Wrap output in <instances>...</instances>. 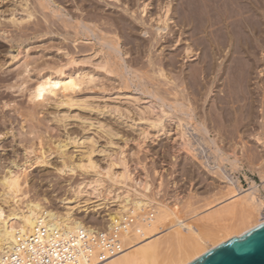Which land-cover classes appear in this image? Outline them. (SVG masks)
<instances>
[{"label": "bare ground", "instance_id": "obj_1", "mask_svg": "<svg viewBox=\"0 0 264 264\" xmlns=\"http://www.w3.org/2000/svg\"><path fill=\"white\" fill-rule=\"evenodd\" d=\"M32 2L29 3V0L12 1L6 9L10 13L9 21L11 20L20 28V31L12 35L16 39H14L15 41L20 42L17 45L19 52L15 58L19 59L20 55L24 54L22 61L19 60L24 70L19 69L18 72L21 74L31 71L34 69L33 66L38 68V71L36 82L29 95L30 101L35 102L33 108L31 107L32 112L27 110L28 113L22 111L23 113L19 112L17 115H8L7 111H4L2 115L11 125L20 120V134L18 135L12 126L10 134L15 137L14 141L17 145L24 150L19 153V151L16 152V149L15 154L13 153V156L6 161L0 157L2 158L0 159V263L8 260L10 255L15 252L25 251L29 238L42 228L45 229L44 234L47 239L56 234L70 237L81 230L85 232L110 231L113 229L115 221H124L133 217V222L121 235L123 251L107 259L99 258L96 252L92 260H88L89 264H187L219 244L234 236H240L264 222V191H261L257 184L249 186V189H243L240 182L233 181L230 171L225 169L227 162L232 170L235 169V162L239 160L238 153L233 150L228 151L221 146L220 142L227 139V134H220V129H217L218 134L213 133V129L208 123L212 119L210 113L205 115L203 110L198 111L197 109L204 108H202V104L199 107L192 96L195 104L189 97H186L187 99L184 101L181 98L174 99L165 94L162 95V93L160 94L162 91L158 93V88L153 91L155 88H150L151 84L149 86L145 79H141L144 77L142 76L144 72L141 73L140 70L142 75L139 74L137 70L133 69L134 67L127 63L124 55L128 52H124L125 47L122 48L121 43L123 34L126 39V41L124 39V44H131L134 39L131 38L135 37L136 28L140 27H137L138 22L136 23L133 19L136 21L140 19L142 27L149 25V27L145 26L143 30L144 34H150L151 38L145 39L148 41L144 40V42L138 41L139 47L146 46V50L149 44L148 46L152 49V46L164 39L165 42H172L169 45H175L177 49L183 46L182 53L186 55V58L196 55L198 66L196 65L195 78L194 75L191 76L192 73L188 77L187 73L189 72L186 73L184 69L183 78H179L182 80L181 85L187 83L186 89L183 90L190 91L189 86L192 87L190 76L193 81L196 79L195 86L186 95H191L194 90L197 96L201 95V99H203V96L206 95L210 97L219 87L223 93L217 94L219 89L213 99L216 100V105L220 109L218 111L222 115L221 120L223 119L222 121L225 122V124L222 123L223 126L226 125L225 128L229 129L233 120L237 121L242 116L243 119H248V121L250 119L249 122H251L256 114H254L256 102L260 101V98L257 101L256 88H252L256 82L252 81L257 77L255 72L259 70H256L258 64L262 63L260 60L264 59V57L263 59L259 57L261 56L259 53H264V0H110L107 5L111 4L113 10L121 6L120 9L117 8V12L111 11L112 8L109 9L110 19L113 20H110L112 28L111 25L104 28L102 22L105 20L101 22L102 24L99 23L102 19L94 14L95 10L97 11L99 8L97 7L99 3L95 0L72 1L76 5L75 7L80 10L75 9L81 13L73 11L71 8L74 4L70 5L72 6L70 8L66 3L67 0H36V4L34 1L35 7L30 6ZM99 2L101 3V1ZM118 2L121 3L116 5ZM103 4L105 5V3ZM153 4H156V9L152 8ZM137 6L140 8V12H138ZM36 8L50 11L45 13L47 17L50 16L51 22H54V31L52 30L54 26L52 27L50 23L47 27L43 25V28L36 27L31 31L29 28L25 30L21 28L23 23H27L35 16ZM40 9L39 11L42 12ZM101 10H103L102 7ZM72 11V16H70L71 14L68 16ZM129 16L131 17L129 18ZM128 19L130 22L127 21ZM2 27L1 31L4 33L10 32L7 27L5 29ZM48 27H52V31H47L49 34L57 33L55 35H58L63 34L64 31L67 36L73 34L72 42L69 40L71 38L67 36H64V41H60V43H64V46H59V50L61 48L68 49L62 53L61 57H57V53L55 55L53 53L52 58H49V55L48 58H45L52 52H43L40 57H35L32 56L33 53L29 46L22 48L25 40L33 35L43 34ZM114 27L119 31L114 30ZM122 31L123 33H121ZM171 32L173 33L172 37H168L171 36ZM190 38L192 41H189ZM67 39L68 41L65 42ZM80 39L82 42L85 40L86 44L79 45L82 43L78 42ZM69 41L73 44L71 45ZM11 47L13 46L11 45ZM4 50L7 49L1 46L0 51ZM141 50L143 49L141 48ZM40 58H44V60L40 61ZM156 62L157 59L150 57L147 67L154 68L158 65ZM164 62L166 63L162 64L166 66L175 65L172 58ZM84 64H91L98 71H88L83 67ZM164 65L161 66L160 63L159 68L155 71L154 69L157 68L155 67L153 70L168 86L169 90L165 91L175 90L174 93L177 95L182 91L177 82L178 79L175 77L173 79L174 75H171L170 69L168 71V67L165 68ZM46 69L49 71L45 72ZM101 73L120 78L121 84L112 89L115 91L110 95L113 99L125 96L127 101L133 102L136 117L130 115V109L124 111L115 103L102 107L89 101L86 97L87 91L94 90V86L86 89H83L82 86L94 84ZM262 77L264 80V74ZM134 78L140 80V89L137 90L139 95L131 89ZM51 101L58 106H77L103 115L109 114L118 124L134 130L135 134L130 138L102 120L98 119L95 122L92 117H81L79 114H75L72 116L81 120V134L72 135L68 132L67 126H64V137L58 138L57 142L49 133V138L56 141L58 146L57 156L54 155V151H46L41 148L40 154H36L35 158H32V153L38 150L34 143V135L42 131L39 128V123L35 122L40 121L39 117L34 120L32 116L35 117L41 111L37 108L38 105L41 106L43 103ZM239 102L241 104H238ZM230 103L235 105L231 106ZM196 104L197 106H195ZM214 105L215 103L212 107ZM33 109L37 110V114ZM215 109L213 110L215 111ZM69 114L71 113H66L57 120L64 124V121L70 117ZM212 114L214 116L213 112ZM218 115L221 116L219 113ZM57 117L58 115L55 116V118ZM25 122L29 123L26 129ZM262 122L264 121L262 120ZM263 125L262 123L260 126L263 127ZM7 128L5 123H0V145H4L3 143L8 138ZM90 130H101L103 133L101 135L90 134ZM217 135H220V138ZM239 137H241V141L244 138L241 135ZM164 138L175 142L179 140V145L190 147L188 156L196 150L193 154L197 153L202 164L207 166L206 168L209 167V170L222 169L223 179L221 181L224 182L225 187L231 189L225 198L219 199L203 209L202 212L208 214L211 212L210 210L223 206L220 211L212 215L206 217L203 215L204 218L199 220H202V225L192 224L189 218L187 221L186 217H182L177 210L171 207V201L161 200L158 197L160 193L158 195L155 193V189H151L149 171L140 158L137 159L135 165L140 166L143 172L139 168L136 169V166L132 168L129 158L136 152V149L133 150V153L129 151L128 143L131 140L139 148L138 152L134 153L137 158V154L139 155L142 150H144L143 153L147 152L145 150L147 149L146 143L148 146L150 142L158 144L157 141L164 140ZM192 138H196L203 145L207 144L208 149L206 146L200 150L195 148L191 142ZM254 138L257 142L264 141V131L255 132ZM100 140L105 141V144H101ZM151 143L150 145H155V143ZM54 156L58 157V164H56L57 162L54 164ZM98 157H102L104 162L101 163L102 160ZM38 167L51 168L62 175L80 176L81 174L82 176L77 182L67 183V193L58 198L56 202H52L53 199L49 197L50 200L45 195L29 196L26 194L20 196L19 191L23 188L28 187L30 190L33 187L28 177L30 172ZM133 169L138 173L132 172ZM215 170L212 172L217 171ZM233 185L234 187H232ZM156 191L158 192V190ZM171 192L173 191L171 190ZM226 202H228L227 205ZM191 206L188 205V207ZM202 212L192 210L191 217H189L193 219V217L201 215Z\"/></svg>", "mask_w": 264, "mask_h": 264}, {"label": "rangeland", "instance_id": "obj_2", "mask_svg": "<svg viewBox=\"0 0 264 264\" xmlns=\"http://www.w3.org/2000/svg\"><path fill=\"white\" fill-rule=\"evenodd\" d=\"M12 1L16 2V0H0V44H1L0 50H1V46L8 50V51L7 50L0 51L1 52V54H0V123L1 124L5 123V125L8 127L6 130L9 131L8 138L3 143L4 145H0V157H3V159H4L3 161L9 160L13 156V153L15 154L14 151H16V149H17L16 152L19 151V153L23 152V150H24V149H22V147H19L17 145L16 141H14L15 137L12 136V134H10L12 131L11 126L14 127V131L18 135L20 134L19 133L20 127H21V124L19 122L20 120L16 121L13 125H11L10 122H7L6 118L4 116H2L3 112L7 111L8 115L9 114L17 115V114H19V112H21V113H23V112L28 113L29 111L32 112L31 107L33 108V105H35V102L30 101L29 95H30V91L34 87L33 84L36 82V79H37L36 74L38 71L37 70L38 68L33 66L34 69H31V71H27V72L24 71L25 73H21V74L18 72L19 69L22 71L24 70L23 65L20 64V62L22 61L21 59L23 58L24 54L20 55L19 59L17 57L15 58V56H17L18 55L17 53L19 52L17 45H19L20 42L15 41L16 39L13 38L12 35L13 34L15 35V33L20 31V28H18V26L16 24H13L11 22V20L9 21L10 13L6 9L12 3ZM34 1L36 4V0H33V2H32V0L31 1L29 0V3L32 2V4H30V6L33 7L35 5ZM72 1L74 2V0H72ZM72 1L67 0V2H66L70 8L72 7L70 5L74 4ZM95 1L96 2L98 1L97 3H99V4H97V5H99V6H97V7L100 8V10H98L99 9L98 8L97 11L95 10V12H94V14H96V16L98 18L102 19L101 21H99V23L100 24L103 23L104 28L110 27L109 25H111V22L113 21L112 19H110L111 16L108 13L111 10L110 8H112L111 11H114V10L116 11L117 8L120 9L121 6L116 7L113 10V6L111 4L107 5L110 0L108 2L106 0H105V2H103L104 0H95ZM99 1H101V3ZM152 1H155V0H152ZM102 2L105 3V5ZM70 3H72V4H70ZM120 3L121 2H118L116 5H118ZM174 3H176V2L174 1ZM52 4H54V3L52 2ZM102 4L104 5V7ZM113 5H115V4H113ZM155 5L153 4L152 8H155L156 7ZM75 6L76 5L74 4L71 9L73 11L81 13V11H77L80 9H77ZM108 6H109V8L107 9ZM101 7L103 8V10H101ZM136 8H137L138 12H140V10H139L140 8L138 6ZM36 9H37V12L35 11V14H34L35 16H33L27 23H23V25L21 24L22 25L21 28L23 30L29 28L31 31L32 29H34L36 27L37 28H39V27L43 28L42 27L43 25L47 27L49 25V23L53 27L54 22L52 21L53 22L52 23L50 16H48L49 17L48 18L47 14H46L50 11L49 10L48 11L41 10L40 8H36ZM39 9L42 12H40ZM104 9H106L105 11H107V12H105ZM73 11L70 12L68 14V16L70 14H71L70 16H72ZM98 11H99V13H97ZM103 12L108 13V14H104ZM85 13H86V11L84 12V14ZM91 13H93V12H91ZM130 17L131 16H129V18ZM131 19H133V18H131ZM103 20H105V22H102ZM110 20H112V21H110ZM133 20L136 23L138 22L137 27L140 26L138 29L136 28V33L134 35L135 37L131 38V39L134 38L132 40L133 42L131 41V44L130 43L124 44L126 39L124 38L123 34L121 35V33H123V31L120 33V35L122 36V39H121L122 48L125 47L123 49L124 52L125 51L128 52L127 54H125L126 56L124 55L127 63H129V65L131 67H134L133 69L137 70L139 74H141L143 72L145 73V74L143 73V75L141 74L142 76H144L141 79H145L149 86L151 84L150 88L151 87H153L152 89L155 88L153 91H155L158 88L159 89V90H157L158 93L160 91H162V92H160V94L161 93H162V95L165 94L166 96H170V98H174V99L175 98H181L182 100L185 101L187 99L186 97H189L191 99V101H193V100L196 101L198 106L202 104L201 106L204 109L200 108L197 110L198 111L203 110L205 115L210 113V116H211L210 118H212V119H210V122H208V123L211 125V127L213 129V133L218 134L217 129L218 130L220 129V132H221L220 134H223V133L225 135L227 134V136H226L227 139L230 137L228 139V141H226L227 139L225 141L219 140V141H221L220 142L222 144L221 146L228 151L233 150L236 153H238L239 160H236V162H235L236 168L232 170L230 168L231 166L228 162L226 163V166H225V169L230 171L229 173L232 176L233 181L238 180L240 182V184L242 185L243 189H249L251 187V185L257 184L259 186V189H261V191H264V144H263L264 141H258L259 142L258 143L257 140H255L256 138H254L255 132H259V131L263 132L264 131V128H263L264 125H263V127L260 126L262 123L264 124V122H262V120L264 121V119H263V117H264V108H263L264 107V103H263L264 102V88H263L264 87V80H262L263 79L262 76L264 74V63H263L264 62V59H263L264 53L263 52L259 53L261 55L259 57H261V59H263V60H260V62H262V63L258 64L259 66L256 68V70L257 69H259V70H258V72L256 71L257 73L255 72V74H257V77H256V79H254L255 81L254 80L252 81L253 83L256 82L255 83L256 85L253 84L252 88L253 89L256 88L255 89L256 95L258 94L257 95L258 96L257 101H259L258 99L260 98V101L256 102V106L254 108L255 109L254 114L256 113L255 117L251 120V122H249L250 119H249V121H248V119L245 120V119H243L244 117L242 116L243 118L242 117H241L242 119L240 118L241 121H240V119L237 120L238 122L233 120V123H232V125H230L229 129L228 128L226 129L225 128L226 125L223 126V124H225V122L222 121L223 119L221 120L222 115H221L220 111H218L219 108L216 105V100L213 99V98H215L214 95L223 93L219 87L216 88L218 90L220 89L219 93H217L218 90H216L215 92L212 93V95H210V97H208L207 95L203 96L204 100L201 99L202 98L201 95H199L200 97H198L194 90L191 92V95L190 94L186 95V93L187 92L190 93L192 88L194 89L193 86H195L194 81H196V79L193 81L191 76L194 75V73L196 72V67L198 66L197 56L192 55L191 58H186V55L184 53H182L183 46H181L180 49L179 48L177 49V47L175 48V45L174 46L169 45V44H172V42L171 43H169L168 41L165 42L164 39L161 40V42L157 43L156 45L152 46V49L150 48V46H148L149 44L147 45L146 50H145L146 46L145 47H143V46L139 47L140 45H138L139 44L138 41L144 42L145 39L149 40L151 38L150 34H144V30H143L145 28V26L149 27V25H144V27H142L143 24L140 25L141 23L139 22L140 19L137 21L135 19H133ZM127 21H129V19ZM1 27H2V29H5L7 27V29L10 30V32L4 33L3 31H1ZM112 27L113 26L111 25V28ZM51 28L48 27L47 30L43 32V34L42 33L39 34L40 36L39 35H33L32 37L27 39L28 41L25 40V43L22 45V48H26L29 46V48H31V51L33 53L32 56H35V57L36 56L40 57L41 55H43V52L44 53L52 52V53L47 54L46 55L47 57H45V58H48V55H49V58H52L56 53L58 55L57 57H61V55H63L62 53L68 51V49L61 48L59 50L58 47L64 46V43L63 42L60 43V41H64V39H65L64 36H67V34L65 33V31L63 34H58V35H55L57 33H53V34L47 33V31H50ZM114 28H115L114 30H117L116 27H114ZM175 29H177V28H175ZM52 30L53 31L55 30V26H54V28H52ZM117 31H119V30H117ZM60 32L62 33L63 31H60ZM72 35L73 34L71 33V35H68L67 37L71 38ZM146 35H148V36H146ZM172 35H173V33L171 32V36L170 35L169 36L167 35V36L172 37ZM186 35H188V34H186ZM61 38L62 39L64 38V39L62 40ZM72 38L69 39L71 42H72ZM124 39H125V41H124ZM148 40H145V41H148ZM67 41H68V39L65 40V42H67ZM134 41H136L137 44ZM189 41H192V38H190ZM78 42L80 43V42H82V40L80 39ZM183 43H185V42H183ZM72 44L73 43H71V45ZM81 44H86V41L83 40V42L80 43L79 45H81ZM11 45L13 47H11ZM87 45H89V44H87ZM148 47H149V49H148ZM141 48L143 50H141ZM53 53H54V55H53ZM150 57L155 58V60L157 59L156 63H158V65L154 66V68L155 67H157V68L154 69L151 67H147L148 66L147 65L148 59ZM162 57H164V58L162 59ZM171 58L174 60L175 65L174 66L164 65L166 63L164 61H167L168 59H171ZM19 60H21V61H19ZM43 60H44V58H42L40 61H43ZM161 60H164V61H161ZM160 63H161V66L164 65L165 68L168 67V69H167L168 71L170 69V71L172 73L171 75H174V76H172L173 79H175V78L178 79L177 82L180 84V86H179L180 90H182V91H180L179 94L176 95L174 93L175 90H173V91L170 90L169 92H166L167 90H169V89H167L168 86H166L162 82L163 79L159 78L157 76V74H155L156 72H154V70L156 71L159 68ZM162 63H164V64H162ZM260 64H261V66H260ZM20 65H22L21 66L22 69H21ZM145 65H146V68H145ZM83 67H85L88 71L96 70L94 68V66H92L91 64H84ZM171 67H172V69H171ZM183 69L186 71V73L189 72V73H187L188 77L192 73V75L190 76V78H191L190 82L192 85V87L189 86L191 88V89L189 88L190 91L189 90H186V91L183 90V89H186L185 87L187 86V83H185L186 85L182 84L184 86L181 85V83H182L181 79L183 78L182 72L184 71ZM46 71H49V70L46 69L45 72ZM96 71H98V70H96ZM16 72H17V74H16ZM13 74L14 75L16 74V75L14 76ZM193 77L195 78V75ZM179 78H181V79H179ZM160 79H161V82H160ZM120 81H121L120 78L106 76L104 73L103 74L101 73L96 78L94 84L92 83L91 86H86L84 84L82 86V88L86 89L88 87L94 86L93 87L94 90H88L87 91L86 97L89 99L90 102H94L95 105H101L103 107L105 105L115 103L116 105H118L122 109H124V111H126V109H130L129 110L130 115L132 117H136V114H134L135 113V105L133 102L127 101L125 99V96H121L117 99H113L111 97L112 95H110L111 92L115 91L112 89H115V87H117V86H119V84H121ZM137 81H139V82H137ZM183 82H185V80ZM138 83H139V85H138ZM188 85H190V84L188 83ZM261 87L263 88V90ZM138 88L140 89V80H138L137 78H134V80L132 82V88L131 89L133 90L134 93L139 95V93L137 92V90H139ZM221 88H223V87H221ZM220 91H221V93H220ZM180 96H183V97H180ZM191 96H192L193 100H192ZM184 97H185V99H184ZM198 100H200V101L198 102ZM209 100L210 101L212 100V101L210 102ZM194 101L192 103L195 104ZM6 103H8V106H6ZM214 103H215V105H214L215 107L214 106L212 107V105ZM197 104L195 106H197ZM238 104H241V102H239ZM209 105H211V106H209ZM230 105L233 106L235 104L230 103ZM38 106H37V108L41 111L37 114V110L35 111V109H33L36 112L37 117L36 116L35 117L32 116V117L34 118V120H35V118L39 117L38 119L40 121H35V122L39 123V126H40L39 128L42 131H41V133L38 132L37 134L34 135V143L37 146L38 150H36L35 153H32V158H35L36 154H40L41 148H42V150H46V151H54L56 153V154L54 153V155L57 156L58 153L56 151H58V146L56 144V141L58 140V138L62 139V137H64L63 136V134L65 133L64 132V126H67L68 132L71 133L72 135H77V134L80 135L81 134V132H82V130L80 128L81 120H80V118L78 119V118H75L72 116L75 114H79V116H81V117H83V116L92 117V119H94L95 122L98 119L102 120V121L108 123V125L114 127L119 132L125 134L126 136L128 135L130 138H131V136H133L135 134L134 130H132L126 126L118 124V122L116 120H114L112 117H110L109 114L103 115V114L97 113L96 111L81 109L77 106H74V107H68L67 105L58 106V105H56L55 102H52V101L46 102V104L43 103L39 107ZM201 106H199V107H201ZM236 106H237V104H236ZM199 107H197V108H199ZM212 108L213 109L216 108L215 111ZM13 109H15L17 112ZM27 110H28V112H27ZM211 111L214 113V116H213ZM216 111L221 116H219ZM215 112H216V114H215ZM66 113H71V114H69L70 117L66 121H64L65 123L63 124L62 121H59L57 119L61 118V116L66 114ZM56 115H58L57 118H55ZM215 115H217V116H215ZM242 120H244V121H242ZM217 121H219V123H217ZM238 123H239V125H238ZM28 124L29 123H26V122L24 123V125L26 126L25 129L28 128V126H29ZM219 126H220V128H219ZM49 129H50V132H48ZM49 133H50V136L53 137V139H56V141H52L49 138L50 137V136H48ZM93 133L101 135L103 132L101 130H90V134H93ZM240 135L242 137H244L243 138L244 141L242 140L243 143L241 141V137H239ZM217 137L220 138V135L219 136L217 135ZM167 139L168 138H164V140L162 139L161 141H157V142H159L158 144L156 142H153V143L150 142L151 144L155 143V145H150V143H149V146H148V143H146L147 145L145 144V146L147 147V149H145L146 148L145 146H144L145 147L144 149L147 150V152L145 151L146 153H143L144 150H142L139 155L137 154V158H136V155L134 153L138 152L137 149H139V148L137 147V144L131 142L132 141L131 140L128 143L129 144L128 145L129 151L130 152L132 151V153H133L136 149V152L133 153L134 155L133 154L130 155V158H129L131 161L130 163L133 166L132 168H135L134 166H136V169L139 168V170L141 172H143V170L141 169L140 166L135 165L136 164L135 162H137V159L140 158L141 161L143 163H145V165L147 166V169L149 171L150 180H151L150 181L151 189H155V193H158V195L160 193V196H158V197H160L161 200L166 199V201L167 200L171 201L170 202L171 207H173L175 210H177L178 213H180V215L182 217H186L185 219H187V218L190 219V220L187 219V221L189 220L192 224L193 223L197 224V226H199V224L202 225L203 223L201 224L202 220L199 221L200 219L204 218V216L206 217L207 215L209 216V215H212L213 213L220 211V209L223 208V206H221V207L219 206L218 208L216 207L214 210H210L211 211L210 213H208L209 212L208 211L207 212L208 214H205L206 212H202L203 209H205L207 206L215 203L219 199L225 198L231 189H229L228 187H225L224 182L221 181V179H223L222 178L223 175L221 172L222 169H220V170L216 169L217 170L216 171L215 168H213L216 172H212L214 170L211 171V170H209L210 169L209 167H208L209 168L208 169V168H206L207 166L202 164L201 158L198 157L197 153L193 154L196 152V150H195V152H191L192 154H190L188 156V153H189L188 151L190 150L189 149L190 147L183 146L181 144L179 145V143H178V142H180L179 140H178V142L177 141L175 142V141H171V140H169V139L167 140ZM191 140H192L191 142L195 148L200 150V149L207 147V149H208L207 144L203 145L202 143H199V141L196 138H194V139L192 138ZM246 140H247V142H246ZM263 140H264V138H263ZM261 142H262V144H261ZM15 143H16V147H15ZM100 143L105 144V141L100 140ZM12 144H14V145H12ZM20 146H22V145H20ZM185 152H187V153H185ZM74 153H76V152H74ZM207 153H208V151H207ZM55 156L53 158V161H55L54 164L56 162H57L56 164H58V160H57L58 157H55ZM138 156H140V157H138ZM0 159H2V158H0ZM98 159L102 160V162L100 160H98L101 163L104 162V159H102V157H98ZM211 164L213 165L215 163H211ZM220 164L224 165L223 163H220ZM132 172H134L136 174L138 173L137 170H135V169H133ZM80 176H82V175L80 174ZM80 176L62 175L61 173H59L56 170H53L51 168L47 169L45 167H38V168H35L33 171H31L29 174V177H28V179L31 181V184L33 185V187H31L30 190L28 187L23 188L21 191H19V195L20 196H24L26 194H28L29 196H36V195L37 196H39V195L44 196L45 195L46 197H48V198L50 197L51 199H53V200H51L49 198L52 202H54V201L56 202L58 200V198L63 196L65 193H67L68 190H67L66 186H68V185H66V184L71 182V181H72V183L79 181ZM139 176H140V174H139ZM177 187H178V189H177ZM232 187H234V185ZM31 189H33V190H31ZM156 190H158V192ZM171 190L173 192H171ZM227 203L228 202H226V205H227ZM188 205L189 206L192 205V206L188 207ZM192 210L197 211V212L198 211L202 212V214L198 215L195 218L193 217V219H192V218H190L191 217L190 215L192 214L191 213ZM154 212L157 213L156 211H154ZM169 221H167V222H169Z\"/></svg>", "mask_w": 264, "mask_h": 264}, {"label": "built area", "instance_id": "obj_3", "mask_svg": "<svg viewBox=\"0 0 264 264\" xmlns=\"http://www.w3.org/2000/svg\"><path fill=\"white\" fill-rule=\"evenodd\" d=\"M132 222L133 217L115 221L110 231L81 230L74 236L56 234L49 239L42 228L29 238L25 251L11 254L0 264H89L96 252L99 258L107 259L123 251L121 235Z\"/></svg>", "mask_w": 264, "mask_h": 264}, {"label": "water", "instance_id": "obj_4", "mask_svg": "<svg viewBox=\"0 0 264 264\" xmlns=\"http://www.w3.org/2000/svg\"><path fill=\"white\" fill-rule=\"evenodd\" d=\"M187 264H264V222Z\"/></svg>", "mask_w": 264, "mask_h": 264}]
</instances>
